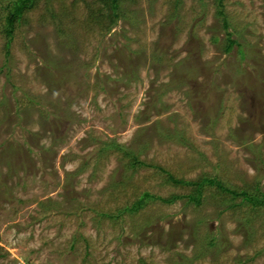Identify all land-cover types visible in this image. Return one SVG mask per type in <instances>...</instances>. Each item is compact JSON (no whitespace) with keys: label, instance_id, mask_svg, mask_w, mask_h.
Wrapping results in <instances>:
<instances>
[{"label":"rangeland","instance_id":"374dc122","mask_svg":"<svg viewBox=\"0 0 264 264\" xmlns=\"http://www.w3.org/2000/svg\"><path fill=\"white\" fill-rule=\"evenodd\" d=\"M7 1L0 264H264V207L160 171L264 192V0Z\"/></svg>","mask_w":264,"mask_h":264},{"label":"trees","instance_id":"16d2710c","mask_svg":"<svg viewBox=\"0 0 264 264\" xmlns=\"http://www.w3.org/2000/svg\"><path fill=\"white\" fill-rule=\"evenodd\" d=\"M103 1V5L104 8L107 10H110L111 12V18H110V23L112 22H116L117 19L121 18L120 17V12L122 9H118V0H102ZM153 1V0H151ZM38 0H8L6 3V11L7 14L5 16V25H4V34L6 35V37L8 38V40L11 39V34L15 28V23L19 22V19L21 18V16H23L25 13H27L29 10L33 9L35 7V5L37 4ZM180 3V0H175V6H177ZM218 4L220 6L221 5V1H218ZM64 11V10H63ZM124 11V10H123ZM67 12V11H66ZM108 12V11H107ZM220 15L223 14L222 11L218 12ZM103 11L101 9H97V11L95 10H91L89 11V17L92 20L94 18V16H98L101 17L103 16ZM100 19V18H99ZM225 27H227V24L225 23L224 25ZM228 36H230L231 34L228 33ZM226 42H227V46L225 48L226 52H228L232 46L234 45H238L236 40L230 39L229 37L226 38ZM8 42L6 44V48L8 49ZM8 51V50H7ZM110 145V146H108ZM106 145L107 147H105V150L108 149H116L118 151L123 152L121 146L117 145L114 142H111L110 144ZM130 162L128 163V168L134 169L137 167V165H143L144 162L139 161V159L137 158V156L132 157V159H129ZM145 165V164H144ZM160 171H162L164 174H167V180H169L171 183H173L174 185H180V184H184V185H195L197 186L196 188V196H186L187 198H189L192 201H196V203L200 202V194L202 193V190L200 187H203L204 185H208V186H216L221 192H224L225 194L230 195L232 198L234 199L236 197L240 198V203L242 204H246L249 205L251 207V209L254 208H261L264 207V192H262L261 188L258 187L257 185H255L254 187H250L248 185H246V183H244V185L242 187H240L239 189H231V188H227L225 186H223L220 181L217 178H207V177H202L201 179H199V181L197 182H192V181H185L183 179H176L174 178L169 172L165 171L164 169L160 168ZM181 196H172L171 199H160L163 203L167 204V203H171L174 199H177ZM151 199H156V197H153L151 195H149L147 192H144L139 199L136 201V203L129 207V208H124L123 211H129V213L132 212H138L139 210H141L145 204L147 203V200H151ZM236 206V205H234ZM230 209H232L231 207H229ZM122 210L119 212H123ZM102 217H106L108 219H111L112 216L110 214H104L101 213ZM254 219V218H253ZM255 220V219H254Z\"/></svg>","mask_w":264,"mask_h":264}]
</instances>
